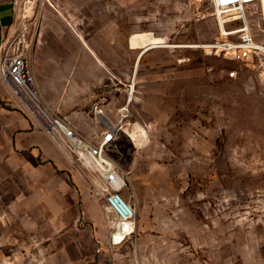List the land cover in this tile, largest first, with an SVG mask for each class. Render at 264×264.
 Listing matches in <instances>:
<instances>
[{
    "label": "rangeland",
    "instance_id": "374dc122",
    "mask_svg": "<svg viewBox=\"0 0 264 264\" xmlns=\"http://www.w3.org/2000/svg\"><path fill=\"white\" fill-rule=\"evenodd\" d=\"M16 5L13 39H22L18 53L29 59L47 106L89 126L95 141L104 130L90 113L95 103L115 125L109 154L136 216L134 232L112 254L101 253V204L107 225L117 221L100 179L76 162V174L88 181L82 202L71 175L19 168L24 160L7 157L4 114L16 107L31 114L15 94L0 97V264H264V70L257 59L240 65L203 48L222 38L212 6L201 0ZM244 17L254 39L264 42V0ZM224 21L226 31L243 25ZM135 35L161 43L133 47Z\"/></svg>",
    "mask_w": 264,
    "mask_h": 264
},
{
    "label": "built area",
    "instance_id": "2783aa9c",
    "mask_svg": "<svg viewBox=\"0 0 264 264\" xmlns=\"http://www.w3.org/2000/svg\"><path fill=\"white\" fill-rule=\"evenodd\" d=\"M212 6L221 19L230 17L242 20L243 25L234 31H222V38L204 45L208 54L224 55L240 65L248 66L257 59L264 70V42H257L245 21L244 11L255 5L259 0H201ZM237 36L236 39H230ZM14 38V37H13ZM11 39L0 51V76L4 83L22 100L30 111L31 119L38 127L60 141L69 154L82 166L96 174L101 181V196L106 199L108 210L114 215L117 223L114 225L112 241L123 243L134 232L136 209L122 195L126 187L125 178L120 166L110 156L109 150L117 140L115 125L106 119V113L101 103L93 106V114L98 124L104 130L98 140L83 136L74 125L59 113L53 111L41 98V93L32 71L29 59L18 53V44L22 39ZM231 78H237L238 71L229 73ZM101 118V119H99ZM99 119V120H98ZM130 224L127 232L125 224ZM120 224V225H118ZM126 232L124 239L117 243L115 233Z\"/></svg>",
    "mask_w": 264,
    "mask_h": 264
},
{
    "label": "crops",
    "instance_id": "0c3cea01",
    "mask_svg": "<svg viewBox=\"0 0 264 264\" xmlns=\"http://www.w3.org/2000/svg\"><path fill=\"white\" fill-rule=\"evenodd\" d=\"M16 6V0H0V51L8 41L13 39L18 30ZM0 97L10 100H13L14 97L13 91L4 83L1 76ZM54 110L59 113L63 112L60 107H56ZM90 113L93 114V109ZM4 117L3 130L7 138L5 141L9 147L7 157L10 156L9 159L11 160H24L23 166L19 165V168L24 167L23 170L27 173L37 168H45L52 176L56 175L57 177V175H61L60 173L69 177L71 175L70 182L78 187L76 189L82 193V202H86L83 192L88 190V181L83 184L81 176L76 174L75 171H79L76 165L77 161L69 154L65 146L56 138L41 130L33 119L28 117L19 107L4 114ZM68 120L83 136L91 140L95 139V132H92L89 126L77 124L73 117H68ZM89 176L91 180H94L92 175ZM60 178L63 183L64 178ZM102 207L101 204V234L98 239L100 240L101 253L108 255L116 249L114 246L120 244H115L112 241L114 227L107 225Z\"/></svg>",
    "mask_w": 264,
    "mask_h": 264
},
{
    "label": "bare ground",
    "instance_id": "6f19581e",
    "mask_svg": "<svg viewBox=\"0 0 264 264\" xmlns=\"http://www.w3.org/2000/svg\"><path fill=\"white\" fill-rule=\"evenodd\" d=\"M224 23H226V21H224L223 18H222L221 19L222 31H226ZM159 43H161L160 40L154 39V38H150V36H145V35H135L132 38V41H131V45L133 47H140L141 45H145L146 46L145 50L150 48V47H154L155 44L158 45ZM118 225H120V224H118ZM124 228H125V230L127 232L131 231V229H132L130 224H128V223L124 225ZM125 236H126V232L122 231V230H120L118 233H115L116 242L117 243L121 242L124 239Z\"/></svg>",
    "mask_w": 264,
    "mask_h": 264
}]
</instances>
